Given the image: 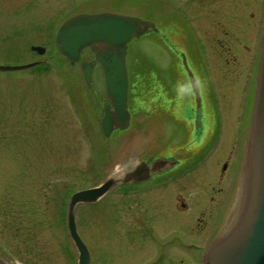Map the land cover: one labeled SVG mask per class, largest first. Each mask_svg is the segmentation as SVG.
I'll list each match as a JSON object with an SVG mask.
<instances>
[{"label": "rangeland", "instance_id": "374dc122", "mask_svg": "<svg viewBox=\"0 0 264 264\" xmlns=\"http://www.w3.org/2000/svg\"><path fill=\"white\" fill-rule=\"evenodd\" d=\"M159 4L157 0H121L109 8L116 14L151 21L159 29L129 45V67L133 68L139 58H148L160 68L180 72L178 53L167 48L165 38L169 32L164 27L171 20L154 18L161 11ZM107 5L106 0H0V66L35 61L44 65L0 71V256L10 264H77L78 253L66 224L72 193L100 185L115 171L130 167L147 154L156 156L168 150L160 142L166 137L164 126L146 119L145 114H136L131 129L112 135L104 149L100 127L103 108L90 100L104 94L102 69L96 67L93 72L91 92L83 85L80 66L68 64L53 47L55 33L64 21L97 9L109 10ZM210 18L194 21L202 27L208 45L206 31L214 35L216 23L228 25ZM31 46H42L47 52L40 56ZM204 56L216 86V108L225 115V121L223 117L214 121H223L222 145L229 146L228 129L232 142L240 137L243 123L245 129L248 123L250 127L254 89L251 86L249 93L247 85L245 92V86L253 55L235 49L226 56L213 49ZM233 57L237 58L235 64ZM229 58L231 64H227ZM183 93L189 96L185 88ZM180 128L169 125L170 136L165 141L177 147L183 144ZM214 131L208 136L216 141L220 128ZM195 134L192 144L200 141L197 130ZM199 146L192 147L198 150L183 170L191 172L201 165L190 174L194 183L185 179L187 182L171 183L162 191L154 187L138 194L110 193L95 205L78 207L77 228L91 252V264H202L193 246L203 243L211 224L205 226V216L200 214L205 209L198 208L202 204L197 201H203L199 194L204 193V206L209 211L216 209L209 202L210 188L218 181L217 174L231 148L214 147L206 152ZM192 148L184 147L182 155L190 158ZM104 151L107 159L102 156ZM222 154L220 165L213 166ZM195 187L201 191L196 193ZM183 197L190 204L186 212L178 210ZM231 212L232 207L228 214ZM221 222L220 217L217 223ZM10 223L14 230L20 226L21 238L8 236ZM162 254L166 256L161 259Z\"/></svg>", "mask_w": 264, "mask_h": 264}, {"label": "water", "instance_id": "95a60500", "mask_svg": "<svg viewBox=\"0 0 264 264\" xmlns=\"http://www.w3.org/2000/svg\"><path fill=\"white\" fill-rule=\"evenodd\" d=\"M158 32L153 22L135 16L83 13L66 20L55 35V48L70 65L80 64L83 79L89 89L93 88L92 76L96 66L102 69L106 105L101 117V129L106 139H110L115 131H127L132 125L127 64L129 45L134 40ZM31 50L39 55L46 52L41 46H32ZM85 50L93 55L92 60L82 61ZM39 63L0 66V71L27 70ZM182 63L190 78V88L195 95L197 107L201 108L200 88L185 56H182ZM175 74L173 69L168 72L169 77ZM177 165L178 161L174 159L160 158L153 162L140 160L130 167L124 166L115 171L100 186L75 193L68 205L67 230L78 252L77 264H91L90 252L77 230V205L94 204L115 187L146 183L155 175H161ZM0 264L9 262L0 257ZM204 264H264V29L256 93L235 209L230 221L208 247Z\"/></svg>", "mask_w": 264, "mask_h": 264}, {"label": "flooded vegetation", "instance_id": "af4514ba", "mask_svg": "<svg viewBox=\"0 0 264 264\" xmlns=\"http://www.w3.org/2000/svg\"><path fill=\"white\" fill-rule=\"evenodd\" d=\"M93 1L97 2L98 0ZM100 1L102 2L104 0ZM106 1L108 4L106 9L109 10L97 9L90 14L103 12L116 13L114 9L109 7L118 4L121 0ZM126 3H128L130 7L134 5L129 2ZM157 3H160L159 5L161 7V11L158 12L154 18L162 19L163 21L171 20V22L168 23V25L165 27V29L169 32V35H165V38L169 42L167 47L170 49H174V51H176L179 55L180 72H176L174 77H171L173 79L172 84L168 82L169 79H165L167 81V84H169L166 88L167 97L165 99V107L162 109H152L149 112V119H152L151 121H155V123L157 124L160 123L162 127L164 126L166 137L160 142L165 143V149L168 150H165V152H161V156H149V154H147L146 156H143L141 160L145 162H153L156 159L160 158L174 159L178 161V165L172 170L152 177L151 180L146 183V185L143 184L145 186L139 185L137 186V188L133 189H119L115 191L113 190L110 193L117 192L124 195L138 194L147 190H153L150 188L154 187L159 189V191H162L167 187V185L170 186L171 183L179 182L181 180L182 182H187L185 179H188L190 182H192L190 174L200 169L201 165L195 167L191 172L183 173V170L187 164V161H190L192 159L191 157H193L198 150V148H192L194 145H200L199 147L202 146L203 149L206 148V152L214 149V147H223L227 150L231 148L230 152L227 154L226 159L222 163L219 174H217L219 175L218 181L210 188L211 196L209 197V202L212 205H215L216 209L214 211L212 209L209 211L204 206L206 202L205 200L207 199L204 193L199 194L203 197V201H197L199 202L198 204H202L198 208L205 209L203 211H200V214L202 216H205V218L203 219L204 223L206 224L205 226L211 224L206 236L201 241L203 243L201 245L199 244V246H193L199 252V254L196 252V256L200 258L201 261H203L204 254L208 246L219 234L224 222L228 220L229 216L231 217V215L228 214L231 207V214L233 213L234 203L232 206H229V204L231 200L235 198L239 187L241 178L240 176L244 163L245 147L249 132V123L247 129H245V124L243 123L244 128L243 131L240 132V137L230 142V136L232 135V133H229L228 131L230 129H228L227 144H229V146L222 145L223 121L221 119L219 121H214V119H217L219 117H223L224 119L225 115L222 112L221 116V113L218 112V109L216 108V99H218L215 89L216 86L214 83L211 68L209 67V65H207V59L204 55L213 49H216L220 54H224L226 56L230 55L235 49H237V51L240 53H251L253 55L251 63L252 65L247 73V84L245 86V92L247 85L249 93L251 86H253L254 100L264 29V0H157ZM168 6L171 7L168 9ZM207 16H212V18H210V21H225L226 23H228V25L216 23L214 35L210 31H206V34L209 36V45L205 42L206 38H203L202 34H204V31L202 30V27L200 25L198 26L197 24L195 25L194 23V21L199 20L200 18H204L206 20ZM172 32L175 33L172 34ZM220 35H224L223 40L217 38V36ZM182 56L186 57L188 65L198 82L202 99L201 108L197 107L195 95H193L190 88V78L188 77V74L187 72H185L182 65ZM234 61L236 62L237 58H231V62L233 63ZM231 62L230 58L227 59V64H231ZM167 69L170 73L171 68ZM176 75L178 76L177 79ZM184 88L185 91L188 90L189 92L188 97H186L185 93H183ZM93 101L102 103L104 102V99L101 97H94ZM95 102L93 103V105H95ZM84 121L85 119L82 120V123H84ZM171 124L182 126V129L180 128L182 133L180 139H183V134H187V138L186 140H183V144L178 145L179 147L175 145V147H173L172 149H170L171 141H165V139L167 140V138L169 140L170 135L168 132V126ZM225 125L226 124H224V126ZM219 128L220 133L216 134L217 138L216 141H214V138L212 136H208V134H211V132L214 130V132L216 133L217 129ZM224 128L226 129V126ZM196 130L198 132V135L200 136V141L197 144H192V142H194V138L196 137ZM105 146L106 140L103 141L104 149ZM187 146H190V148H192L193 150L189 153L190 158H185V156L182 155V151L184 150L183 148ZM102 156L104 157V159H107L108 153L104 151L102 153ZM207 157L208 155L205 157V160ZM223 157V154L219 157L220 159H217L218 157H216L215 159L217 160L215 161V163L213 162V166H219L220 161ZM205 160H203V162ZM174 171H179V173H173ZM146 186H148L147 189H145ZM192 189H194L196 193H199V191H201L196 187ZM180 201L181 202L178 210H182V212L188 211L190 205L189 202L184 197ZM220 217L222 219L221 224L217 223V220ZM199 221H202V219H200ZM6 229L8 236L15 234L17 238H21L22 232L20 226L18 228H15L14 230L13 225H11L10 223ZM165 256L164 254H162L161 259Z\"/></svg>", "mask_w": 264, "mask_h": 264}, {"label": "trees", "instance_id": "16d2710c", "mask_svg": "<svg viewBox=\"0 0 264 264\" xmlns=\"http://www.w3.org/2000/svg\"><path fill=\"white\" fill-rule=\"evenodd\" d=\"M129 78V97L133 114L148 116L152 108L161 109L165 107L167 91L162 87L165 79L161 71L151 61L149 62L148 58L145 60L139 58L134 63L133 68L132 66L129 67Z\"/></svg>", "mask_w": 264, "mask_h": 264}, {"label": "bare ground", "instance_id": "6f19581e", "mask_svg": "<svg viewBox=\"0 0 264 264\" xmlns=\"http://www.w3.org/2000/svg\"><path fill=\"white\" fill-rule=\"evenodd\" d=\"M186 138H187V134H186V135L183 134V139H181V142H182L183 140H186ZM179 144H180V143H179ZM175 145H177V144H174V143L172 142L171 145H170V147L173 148V147H175Z\"/></svg>", "mask_w": 264, "mask_h": 264}]
</instances>
